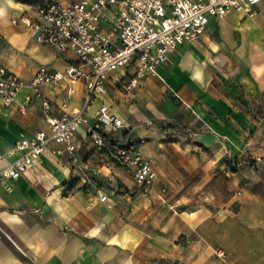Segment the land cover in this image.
<instances>
[{
    "label": "crops",
    "instance_id": "obj_1",
    "mask_svg": "<svg viewBox=\"0 0 264 264\" xmlns=\"http://www.w3.org/2000/svg\"><path fill=\"white\" fill-rule=\"evenodd\" d=\"M37 2L0 0V66L26 84L40 67L64 72L78 65L71 51L39 44L31 30L11 23L31 15ZM255 10L249 18L232 11L210 19L196 45L179 46L131 92L121 84L132 66L110 73L105 93L89 107V125L107 105L124 125L107 138L119 145L143 140L139 153L152 163L153 184L131 192L132 173L91 151L87 128L80 127L74 153H58L62 147L52 143L19 178L0 183V264H264V199L211 204L186 179L211 173L233 138L222 120L226 100L219 85L225 91L232 83L253 103L264 102V0ZM233 29L235 43L225 37ZM85 92L84 78L71 95L66 83L40 87V97L24 87L14 104L0 105V152L20 137L49 131L43 100L49 116L58 117L79 109ZM16 158L5 155L0 170ZM103 194L111 208L99 201Z\"/></svg>",
    "mask_w": 264,
    "mask_h": 264
},
{
    "label": "built area",
    "instance_id": "obj_2",
    "mask_svg": "<svg viewBox=\"0 0 264 264\" xmlns=\"http://www.w3.org/2000/svg\"><path fill=\"white\" fill-rule=\"evenodd\" d=\"M263 0H80L62 4L56 0H38L31 15L23 14L12 19L34 34L36 42L51 45L59 51H71L78 65H70L64 72L40 67L33 79L24 83L11 71L0 66V105L14 104L18 93L28 87L35 97H40L42 86L51 88L67 84V94L73 85L85 79L86 92L81 107L50 117V104L42 101L48 118L49 131H39L29 137H20L5 153L17 158L0 170V183L19 178L39 157L56 144L61 151L73 153V142L78 129L86 126L90 143L95 148L104 147L108 136H114L124 127L123 122L109 107L102 104L89 125L88 110L94 100L105 93L108 75L128 66L133 67L131 77L122 82L125 92L133 91L144 76L155 75L169 56L181 45L200 39L212 18H222L229 12H239L253 17L255 7ZM82 67H87L85 72ZM31 97H27L28 103ZM68 100L62 101L67 104ZM24 112L25 105L19 108ZM143 140L131 141L120 150V163L132 173L142 192L155 180L152 164L143 158L139 148ZM99 201L108 208L106 195Z\"/></svg>",
    "mask_w": 264,
    "mask_h": 264
},
{
    "label": "rangeland",
    "instance_id": "obj_3",
    "mask_svg": "<svg viewBox=\"0 0 264 264\" xmlns=\"http://www.w3.org/2000/svg\"><path fill=\"white\" fill-rule=\"evenodd\" d=\"M210 37L217 42L220 40L216 34H211ZM225 37L235 43L238 40V30H229ZM199 41L191 44L196 45ZM225 55L230 56L227 52ZM219 86L221 89L218 90L226 100V112L222 120L233 138L226 142V154L215 164V169L211 173L189 174L186 175V179L192 188L202 187L200 190L202 197L211 204L217 205L230 199L235 201L245 198L264 199V102L258 105L253 103L232 83L225 91L222 90L224 85ZM168 97L174 100L173 94H168ZM209 114L217 119V116L214 117L216 114L213 109ZM127 145L115 149L107 143L100 149L92 146L90 150L97 155L105 156L107 161L116 167L126 170L120 163L119 152ZM72 181L75 182L76 179L72 178ZM97 183L102 186L100 180H97ZM133 187L131 192H142L135 182ZM181 193L182 191L176 192L179 195Z\"/></svg>",
    "mask_w": 264,
    "mask_h": 264
},
{
    "label": "trees",
    "instance_id": "obj_4",
    "mask_svg": "<svg viewBox=\"0 0 264 264\" xmlns=\"http://www.w3.org/2000/svg\"><path fill=\"white\" fill-rule=\"evenodd\" d=\"M106 142L109 143L113 148H120L122 145H119L118 142L112 141L111 139L106 138Z\"/></svg>",
    "mask_w": 264,
    "mask_h": 264
}]
</instances>
